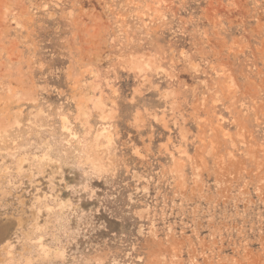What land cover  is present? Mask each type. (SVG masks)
<instances>
[{"label": "rangeland", "instance_id": "1", "mask_svg": "<svg viewBox=\"0 0 264 264\" xmlns=\"http://www.w3.org/2000/svg\"><path fill=\"white\" fill-rule=\"evenodd\" d=\"M0 264H264V0H0Z\"/></svg>", "mask_w": 264, "mask_h": 264}, {"label": "bare ground", "instance_id": "2", "mask_svg": "<svg viewBox=\"0 0 264 264\" xmlns=\"http://www.w3.org/2000/svg\"><path fill=\"white\" fill-rule=\"evenodd\" d=\"M132 56V55H131ZM10 57V56H9Z\"/></svg>", "mask_w": 264, "mask_h": 264}]
</instances>
